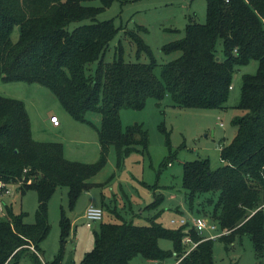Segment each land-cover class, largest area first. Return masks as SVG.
Listing matches in <instances>:
<instances>
[{
    "label": "trees",
    "instance_id": "trees-1",
    "mask_svg": "<svg viewBox=\"0 0 264 264\" xmlns=\"http://www.w3.org/2000/svg\"><path fill=\"white\" fill-rule=\"evenodd\" d=\"M0 0V80L38 84L48 89L71 119L95 129L99 156L93 163L69 161L57 142H37L31 137L30 121L22 101L0 95V182L19 184L21 193L37 196L35 220L23 221L24 213L0 219V264H17L26 256L29 264H214V240L203 239L194 229H168L149 224L100 222L94 231L93 248L79 262L63 261L62 249L71 230L70 220L60 211V251L50 262L39 258L40 243L49 232L48 201L57 187H67L72 208L82 192L96 184L89 181L107 163L111 147L120 167L124 157L141 147L148 148V135L140 124L122 128L121 109L141 110L152 98L156 106L169 96L172 107L223 109L236 66L257 61L254 74L241 77L237 109L231 120L232 139L222 145V165L212 169L207 158L182 163L181 187L186 190L190 210L201 207L200 198L211 205L207 217L219 229L229 231L217 240L230 244L236 236H249L256 255L264 253V0H205V22L192 19L182 38L162 45L164 53L179 55L157 63L150 47L136 30L126 35L136 45V57L145 54L147 63L125 62L122 48L112 62L103 57L118 28L112 20L96 16L113 1L120 5L136 0ZM68 29L72 22L86 21ZM18 38L11 40L14 27ZM222 58L218 56V46ZM97 61V65H90ZM98 115L99 125L88 118ZM163 132L162 125L160 126ZM161 166L170 163L171 150ZM156 188V184L148 185ZM150 208L163 200L154 195ZM188 234L195 247L186 252L182 243ZM166 238L172 249L158 241ZM33 248V249H31ZM140 257V261H135Z\"/></svg>",
    "mask_w": 264,
    "mask_h": 264
},
{
    "label": "rangeland",
    "instance_id": "rangeland-1",
    "mask_svg": "<svg viewBox=\"0 0 264 264\" xmlns=\"http://www.w3.org/2000/svg\"><path fill=\"white\" fill-rule=\"evenodd\" d=\"M86 5L99 6L98 0L86 2ZM205 0H136L124 5L113 1L96 16V21L112 20L118 28L115 37L109 42L103 60L112 62L122 48V58L125 62L147 63L145 54L136 57V45L127 35V31H135L141 26L139 36L150 47L152 55L157 63L155 73H159L160 66L176 58L179 52L166 54L162 51L163 44L183 37L184 27L192 19L194 22H205ZM89 21L72 22L68 29L72 30L80 24ZM18 27H14L11 40L18 38ZM220 45L218 56L222 58ZM97 61L90 67L94 68ZM257 70V61L250 60L245 65L236 66L233 72L232 85L228 99L223 109H201L172 107L171 100L166 97L160 107L156 101L147 99L145 107L141 110L121 109L119 118L122 128L132 124H140L148 135V148L142 152L141 147L130 152L124 157L120 167L116 165V153L110 148L107 163L95 176L89 179L96 185L88 191L82 192L74 206L69 207L67 187H57L48 201L49 232L40 243L41 261H52L60 251V211L73 222L70 234L66 239L63 249V261L79 262L85 252L90 251L94 244V231L99 229L100 222L87 227L83 218L86 205L101 206L103 202V218L101 222H120L121 220L132 222L136 225L149 224L150 218L156 213V220L168 229L177 226L170 224L171 219H178L179 214L172 210L174 202L186 200V190L180 185L182 175V163L196 158H207L212 169L222 165L219 157V147L227 144L233 137L235 127L231 120L239 116L243 111L236 108L241 86V77L244 74H254ZM0 95L17 99L23 102L31 125L32 139L38 138L39 142H57L62 145L63 156L69 161L81 163H93L98 159V153L94 145L97 138L94 129L73 121L67 116L68 122L61 123L57 130L50 129L41 133V114L54 112L59 118V113L66 114L58 100L48 89L38 84L24 82H2L0 80ZM69 117V118H68ZM88 118L99 125L98 115L89 114ZM163 127V132L160 126ZM78 128V129H77ZM80 128V130H79ZM37 141V140H35ZM172 151L170 164L161 166L162 160L168 156L169 148ZM93 148L95 154L93 156ZM157 184V190L146 187ZM9 194L1 193L0 219L8 213L18 215L24 213L23 221L31 224L35 220L37 196L35 191L26 190L20 192L18 184L9 185ZM163 197L162 202L155 209L150 204L156 194ZM170 193L175 198L170 197ZM185 194V195H184ZM201 207L194 210L186 209L185 216H206L210 213V207L206 198H200ZM188 207V206H187ZM183 210V211H184ZM116 211V212H115ZM264 211V209H263ZM115 212L116 214H113ZM207 217V216H206ZM75 227V228H74ZM184 228L183 231H186ZM185 233V232H184ZM206 235V232H203ZM158 245L163 250H171L172 243L166 238H161ZM214 264H264V253L256 255L249 236L234 238L233 245L225 248L221 241L216 240L213 247ZM135 261L139 262L140 257ZM172 264L173 260L168 263ZM17 264H29L28 258L23 256Z\"/></svg>",
    "mask_w": 264,
    "mask_h": 264
},
{
    "label": "built area",
    "instance_id": "built-area-1",
    "mask_svg": "<svg viewBox=\"0 0 264 264\" xmlns=\"http://www.w3.org/2000/svg\"><path fill=\"white\" fill-rule=\"evenodd\" d=\"M50 121L54 125L58 124L57 117L54 115H52L50 117ZM2 191L5 193L8 192V190L4 188V184L0 182V194L2 193ZM83 217H84L86 225L90 226L91 224L101 220L102 210H101V208H99L97 206L88 205L86 207V209L84 210ZM179 223L187 228L186 231H184L185 233L189 229H194L196 232H198L201 235H203V232H206L207 236L204 235L203 239L215 240L218 237H220L221 235L228 233V231H226V230H218V226L215 222H213L209 218L203 217V216L193 217L192 220L190 221V223H188L187 221H185L183 219L180 220ZM182 243L184 245L188 246L186 252L190 251L196 245V243H193L191 241L188 234L184 235V237L182 239ZM179 260H177V262H175V264L178 263ZM155 264H157V263H155ZM161 264H165V263H161Z\"/></svg>",
    "mask_w": 264,
    "mask_h": 264
},
{
    "label": "crops",
    "instance_id": "crops-1",
    "mask_svg": "<svg viewBox=\"0 0 264 264\" xmlns=\"http://www.w3.org/2000/svg\"><path fill=\"white\" fill-rule=\"evenodd\" d=\"M50 92V91H49ZM51 93V92H50ZM52 94V93H51ZM53 95V94H52ZM54 96V95H53ZM55 97V96H54ZM61 106V105H60ZM62 108V107H61ZM26 109V108H25ZM63 109V108H62ZM64 110V109H63ZM27 111V110H26ZM65 112V111H64ZM65 114H66V117H65V115H63L62 113H59V118H58V116H57V114L56 113H54V112H44V113H42L41 114V117H42V126H41V133L40 134H42V132L43 131H48V130H50V129H53V130H57L60 126H61V123L63 122V123H67L68 122V119H67V116H69L66 112H65ZM52 115H54V116H56L57 117V120H58V124L57 125H54L51 121H50V117L52 116ZM70 117V116H69ZM68 117V118H69ZM73 120V119H72ZM30 121V120H29ZM74 121V120H73ZM75 122H77V121H75ZM77 123H80V122H77ZM80 124H86V123H80ZM86 125H89V124H86ZM90 126V125H89ZM78 129V128H77ZM94 129V128H93ZM30 130H31V125H30ZM79 130H80V128H79ZM94 131H95V129H94ZM235 133V132H234ZM95 134H96V138H97V133H96V131H95ZM32 135H33V132H32ZM32 135H31V137H32ZM35 140H37V142H39V141H42V140H39L38 138H35ZM34 140V141H35ZM94 145H95V148H96V150H97V153H98V156H99V142H98V138H97V143H95V138H94ZM222 145H224V144H221L220 145V147H219V151H220V149H221V147H222ZM95 148H93V150H94V152H93V156H95V157H97V153L95 154ZM221 161V160H220ZM221 163H222V161H221ZM170 163H168L167 165H169ZM95 184V183H94ZM146 187H148V184L146 185L145 183H143ZM9 185H14V184H5L4 183V188L5 189H7L8 190V186ZM19 185V184H18ZM180 185H181V183H180ZM20 186V185H19ZM157 184H156V188H155V190H154V193H155V191L157 190ZM89 190V189H88ZM87 190V191H88ZM20 192H21V190H20ZM86 192V191H85ZM2 193H4L5 195H8L9 194V191L7 192V193H5V192H3L2 191ZM24 193V192H23ZM22 193V194H23ZM158 194H160V193H158ZM185 195V194H184ZM0 197H1V195H0ZM170 197H171V199L172 198H175L174 197V195H172V193H170ZM0 200H1V198H0ZM185 199H184V201H182V202H174L173 204H172V210H174V212L176 213V214H179V218L178 219H171L170 220V224H172V225H175V226H183V225H181L180 223H179V221L180 220H185V221H187L188 223H190V221L192 220V218H193V215L192 216H190V219H189V217H187V216H185L186 214H185V210H184V204H185ZM187 204V203H186ZM88 205H94V204H88ZM88 205H86L85 206V208H84V210L86 209V207L88 206ZM105 204L102 202L101 203V206H99V208H101V210H102V218H103V210L105 209V206H104ZM96 206V205H95ZM188 206V205H187ZM186 206V209L187 210H189L190 211V209L188 208ZM98 207V206H97ZM262 209H264V205L262 206ZM184 210V211H183ZM116 212V211H115ZM115 212H113V214H116ZM264 212V211H263ZM83 213H84V211H83ZM83 216V215H82ZM196 216H198V215H196ZM6 217V216H5ZM195 217V216H194ZM204 217V216H203ZM206 217V216H205ZM84 218V217H83ZM102 218H101V220H99V221H97V222H101L102 221ZM207 218H209V217H207ZM210 220H212L211 218H209ZM70 220V219H69ZM213 222H215L216 224H217V222L216 221H214V220H212ZM159 222V221H158ZM96 223V222H95ZM70 224H71V228H72V226H73V222L72 221H70ZM92 225H94V223L93 224H91L90 226H87V227H91ZM217 226H218V224H217ZM184 228H186L185 226H183ZM75 228V227H74ZM218 230H221V229H219V227H218ZM228 233H229V231H228ZM227 233V234H228ZM227 234H224V235H227ZM201 235V234H200ZM202 237L204 236V235H201ZM206 236H207V234H206ZM222 236V235H221ZM236 237H238V236H236ZM241 237V236H240ZM219 238V237H218ZM217 238V239H218ZM235 238V237H234ZM217 239H215L214 241H216ZM233 242H234V239H233V241L230 243V244H228L227 246L226 245H224V247L227 249V248H230V246H232L233 245ZM31 249H33V248H31ZM39 254H41V252L39 253ZM41 258V257H40ZM42 259V258H41ZM43 263H44V261H42ZM177 262V261H176ZM171 264V263H170ZM172 264H175V262H173ZM177 264V263H176Z\"/></svg>",
    "mask_w": 264,
    "mask_h": 264
}]
</instances>
